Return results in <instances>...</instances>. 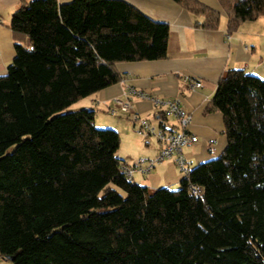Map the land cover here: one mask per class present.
<instances>
[{"label":"trees","instance_id":"16d2710c","mask_svg":"<svg viewBox=\"0 0 264 264\" xmlns=\"http://www.w3.org/2000/svg\"><path fill=\"white\" fill-rule=\"evenodd\" d=\"M172 1L200 28H219L218 11ZM219 2L229 35L264 16V0ZM10 29L15 56L0 76L1 258L264 264V78L225 71L205 109L222 115L225 149L177 189L149 190L119 171V134L96 128L93 109L67 108L119 83L116 64L165 59L169 26L121 0H22Z\"/></svg>","mask_w":264,"mask_h":264},{"label":"crops","instance_id":"0c3cea01","mask_svg":"<svg viewBox=\"0 0 264 264\" xmlns=\"http://www.w3.org/2000/svg\"><path fill=\"white\" fill-rule=\"evenodd\" d=\"M21 1L0 0V76L6 74L7 67L15 56L10 21L12 13ZM71 1L57 0V3L65 4ZM121 1L146 17L169 26L167 56L159 61L116 64V70L122 76L119 83L77 101L67 110L93 109L95 126L98 121L102 125L101 128L109 127L119 131L117 123L121 121H109L106 118L113 116L118 120L126 119L121 115H110L107 107L112 106L114 99H125L128 88L143 91L148 96L160 100H177L179 107L191 117L188 132L198 139L194 145L184 150L188 169L217 158L226 147L223 118L220 113H206L205 109L225 71L243 70L245 73L264 78V16L243 23L235 33L229 35L226 30L228 18L219 0H196L221 14L219 28L215 31H207L197 26L195 17L172 0ZM25 45L28 46V41H25ZM183 76L201 81L202 87L194 91L189 90L182 79ZM129 103L134 113L151 124L164 126L168 130L177 129L176 119L164 117L162 109L155 108L150 100L132 98ZM129 123L139 145L132 152L123 155L120 154L119 147L117 157L130 164L138 158L151 159L156 156L160 150L157 140L138 135L136 126ZM182 177L172 158L155 165L146 175L135 173L132 181L149 190H175L179 187ZM4 261L0 257V264H4Z\"/></svg>","mask_w":264,"mask_h":264},{"label":"built area","instance_id":"2783aa9c","mask_svg":"<svg viewBox=\"0 0 264 264\" xmlns=\"http://www.w3.org/2000/svg\"><path fill=\"white\" fill-rule=\"evenodd\" d=\"M1 24L2 20L0 17V25ZM182 79L191 91L202 87V82L197 79L186 76H183ZM132 98L150 100L155 108L162 109L164 117H174L176 119L177 129L168 130L164 126L158 127L139 117L131 109L129 101ZM112 102V106L107 107V112L109 114L124 116L126 120L136 126V133L138 135L143 137H153L160 145L159 152L153 158H139L133 163H124L120 165L119 171L128 180H133L135 173L146 175L154 168L155 165L161 164L162 162L173 158L175 164L184 177L189 170L184 150L187 147L194 145L198 139L196 136L191 135L188 132L191 117L179 107L178 101L160 100L148 96L143 91L128 88L125 99H114ZM192 191L195 194H198V190L196 188H193Z\"/></svg>","mask_w":264,"mask_h":264},{"label":"rangeland","instance_id":"374dc122","mask_svg":"<svg viewBox=\"0 0 264 264\" xmlns=\"http://www.w3.org/2000/svg\"><path fill=\"white\" fill-rule=\"evenodd\" d=\"M109 117L110 118H106V120L109 119V121H111V119H113V120L121 121L120 123H117V128L119 129V131H116L120 136V145H119V147H121L120 148V154L123 155V153L132 152L133 150H135L136 146L139 144H137L138 139H137L136 135L135 136L133 135L134 131L132 129L131 124L128 121L123 120V119L118 120L117 118H114L113 116H109ZM112 123H116V122H112ZM100 126H102L101 123L97 121L96 126H95L96 128H98V129H112L109 127L101 128ZM11 150H12V148H10L8 151L10 152ZM4 264H11V263L4 261Z\"/></svg>","mask_w":264,"mask_h":264},{"label":"water","instance_id":"95a60500","mask_svg":"<svg viewBox=\"0 0 264 264\" xmlns=\"http://www.w3.org/2000/svg\"><path fill=\"white\" fill-rule=\"evenodd\" d=\"M7 260H8V261H12V260H13V258H7Z\"/></svg>","mask_w":264,"mask_h":264}]
</instances>
